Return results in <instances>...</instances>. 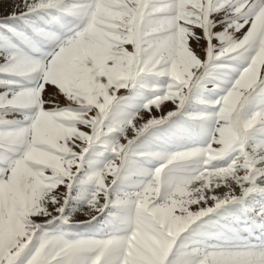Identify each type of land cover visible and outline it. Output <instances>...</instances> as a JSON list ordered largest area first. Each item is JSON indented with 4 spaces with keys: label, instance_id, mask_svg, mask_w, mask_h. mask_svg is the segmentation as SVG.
Here are the masks:
<instances>
[{
    "label": "snow or ice",
    "instance_id": "snow-or-ice-1",
    "mask_svg": "<svg viewBox=\"0 0 264 264\" xmlns=\"http://www.w3.org/2000/svg\"><path fill=\"white\" fill-rule=\"evenodd\" d=\"M0 264H264V0L13 4Z\"/></svg>",
    "mask_w": 264,
    "mask_h": 264
},
{
    "label": "rangeland",
    "instance_id": "rangeland-1",
    "mask_svg": "<svg viewBox=\"0 0 264 264\" xmlns=\"http://www.w3.org/2000/svg\"><path fill=\"white\" fill-rule=\"evenodd\" d=\"M18 0H0V18L8 15L12 11L13 4Z\"/></svg>",
    "mask_w": 264,
    "mask_h": 264
}]
</instances>
